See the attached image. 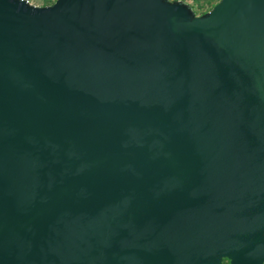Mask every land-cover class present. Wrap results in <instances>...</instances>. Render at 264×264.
<instances>
[{
	"label": "water",
	"instance_id": "95a60500",
	"mask_svg": "<svg viewBox=\"0 0 264 264\" xmlns=\"http://www.w3.org/2000/svg\"><path fill=\"white\" fill-rule=\"evenodd\" d=\"M262 264L264 0H0V264Z\"/></svg>",
	"mask_w": 264,
	"mask_h": 264
},
{
	"label": "trees",
	"instance_id": "16d2710c",
	"mask_svg": "<svg viewBox=\"0 0 264 264\" xmlns=\"http://www.w3.org/2000/svg\"><path fill=\"white\" fill-rule=\"evenodd\" d=\"M44 1H45V3H47V0H44ZM182 1H184L185 3H187L191 7V9L195 15H197V14L201 15V14L205 13L207 10H209L219 0H191L192 3L188 2L187 0H182ZM195 5L200 10L199 12L197 10L193 9V6H195ZM222 264H229V261L227 259H223ZM262 264H264V261Z\"/></svg>",
	"mask_w": 264,
	"mask_h": 264
},
{
	"label": "rangeland",
	"instance_id": "374dc122",
	"mask_svg": "<svg viewBox=\"0 0 264 264\" xmlns=\"http://www.w3.org/2000/svg\"><path fill=\"white\" fill-rule=\"evenodd\" d=\"M29 3L36 5V6H46L52 4L55 0H47V3H45L44 0H27ZM188 2L192 3L191 0H187ZM194 10H197L198 12L200 11L197 6H193ZM208 11V10H207ZM200 15V14H197Z\"/></svg>",
	"mask_w": 264,
	"mask_h": 264
}]
</instances>
